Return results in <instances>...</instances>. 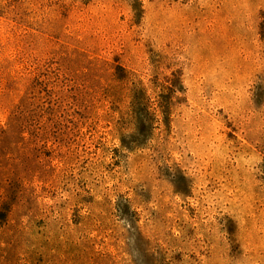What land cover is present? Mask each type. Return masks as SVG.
<instances>
[{
    "label": "rangeland",
    "instance_id": "rangeland-1",
    "mask_svg": "<svg viewBox=\"0 0 264 264\" xmlns=\"http://www.w3.org/2000/svg\"><path fill=\"white\" fill-rule=\"evenodd\" d=\"M0 264H264V0H0Z\"/></svg>",
    "mask_w": 264,
    "mask_h": 264
}]
</instances>
